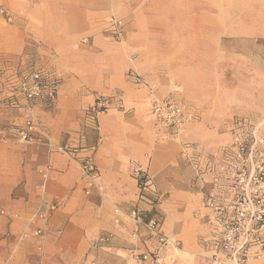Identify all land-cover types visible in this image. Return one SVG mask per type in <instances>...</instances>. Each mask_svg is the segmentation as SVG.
<instances>
[{
    "label": "crops",
    "instance_id": "obj_1",
    "mask_svg": "<svg viewBox=\"0 0 264 264\" xmlns=\"http://www.w3.org/2000/svg\"><path fill=\"white\" fill-rule=\"evenodd\" d=\"M0 3L9 12L23 13L14 23L0 15V53L19 57L34 50L62 75L55 111L35 107L36 134L46 141L4 142L0 130V256L10 264H138L139 256L154 252L160 242L115 209L141 207L170 238L157 263L146 264H211L215 233L206 197H231L228 175L218 165L240 131L237 119H244L247 138L256 125L264 136V118L234 115V101L200 105L185 86L169 94L171 84L149 78L132 57L140 37L128 35L123 43L103 32L109 0ZM86 35L90 40H83ZM131 70L145 72V78L135 80L127 75ZM97 94L115 98L98 119L99 129L83 116ZM164 98L192 113L181 128L155 121L152 104ZM22 112L0 108V128ZM99 136L94 152L98 177L91 185L79 160L91 153ZM135 163L148 170L153 200L140 197L132 175ZM52 204L56 209L50 210ZM40 211L49 216L39 217ZM37 229L40 236L33 234ZM103 235L110 240L99 242Z\"/></svg>",
    "mask_w": 264,
    "mask_h": 264
},
{
    "label": "rangeland",
    "instance_id": "obj_2",
    "mask_svg": "<svg viewBox=\"0 0 264 264\" xmlns=\"http://www.w3.org/2000/svg\"><path fill=\"white\" fill-rule=\"evenodd\" d=\"M5 7L0 3V15L6 16L9 23L23 14L9 12ZM105 17L103 32L111 39L125 43L128 35L140 37L142 41L132 48V57L140 61L149 78L166 79L171 84L169 94L179 92L176 86H185L200 105L234 101V115L264 118V0H109ZM86 37L90 40L88 35L83 40ZM0 67V108L24 110L21 118L0 128L2 140L26 142L18 139L17 132L26 124V110L31 109L37 124L32 141H46L40 133L36 134L40 124L35 118V107L42 105L55 111L62 75L51 61L42 60L34 50L24 51L19 57L0 53ZM37 69L47 71L49 78L56 81L55 100L44 97L31 102L21 93V80L31 79ZM145 72L139 75L131 70L127 75L143 80ZM99 98L108 100V111L95 117L90 108ZM114 99L112 95L97 94L95 101L83 109L84 121H95L99 129L98 119L110 111ZM117 102L123 109V100ZM187 112L190 120L192 113L188 109ZM240 121L244 119L238 118ZM100 142L99 136L94 144L98 147ZM150 196L145 193L142 198L153 200ZM0 257V264H10L9 258Z\"/></svg>",
    "mask_w": 264,
    "mask_h": 264
},
{
    "label": "built area",
    "instance_id": "obj_3",
    "mask_svg": "<svg viewBox=\"0 0 264 264\" xmlns=\"http://www.w3.org/2000/svg\"><path fill=\"white\" fill-rule=\"evenodd\" d=\"M5 12L4 9H1ZM1 79V67H0ZM136 80L141 82L140 76ZM19 89L28 101L48 97L55 100L57 84L50 79L47 71L37 69L31 79L23 78ZM17 105L16 101H13ZM108 100L99 98L94 103L90 112L95 116L105 113ZM152 114L155 121L162 126L181 128L189 121L187 109L172 98L157 99L152 104ZM26 124L19 129L17 137L20 141H32V132L36 128L31 109L25 113ZM240 130L234 137L232 149L225 153L219 165V171L228 175V189L231 197L222 200L211 193L206 197V206L211 210L210 223L214 227V254L210 257L211 264H253L264 260V136L259 133V127L252 128L249 137H244L242 128L244 121L236 123ZM62 149V148H61ZM97 145L90 147L91 153L79 160L81 169L91 185L96 183L98 177L94 152ZM49 169V167H48ZM44 177L47 170L43 171ZM132 175L138 182L142 197L151 193V179L148 170L141 164L135 163ZM89 191V190H88ZM57 204H52L50 210L56 209ZM116 212L125 214L138 225H144L153 236L157 237L160 246L151 253H142L138 264L148 261L157 263L162 247L170 243L161 228V223L155 217L148 218L141 207L124 211L116 207ZM39 217L46 219L49 212H39ZM35 236L42 234L41 229L33 231ZM110 235L101 236L99 242H107ZM175 245L179 244L175 242ZM9 264V263H6Z\"/></svg>",
    "mask_w": 264,
    "mask_h": 264
}]
</instances>
